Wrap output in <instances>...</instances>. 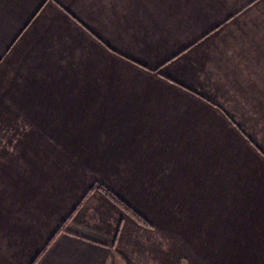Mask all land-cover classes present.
<instances>
[{
    "label": "crops",
    "instance_id": "1",
    "mask_svg": "<svg viewBox=\"0 0 264 264\" xmlns=\"http://www.w3.org/2000/svg\"><path fill=\"white\" fill-rule=\"evenodd\" d=\"M49 127L72 131L66 160L121 162L150 220L90 193L31 249L15 131ZM5 228L0 264H264V0H0Z\"/></svg>",
    "mask_w": 264,
    "mask_h": 264
},
{
    "label": "rangeland",
    "instance_id": "2",
    "mask_svg": "<svg viewBox=\"0 0 264 264\" xmlns=\"http://www.w3.org/2000/svg\"><path fill=\"white\" fill-rule=\"evenodd\" d=\"M30 114L32 117L38 115V113L32 112ZM16 115L20 116L23 114L15 113V116ZM45 115L47 116V123L51 126L54 125L53 127H55V119H52L51 116L48 115V113L42 114V116ZM35 121L37 120L35 119ZM62 124L66 123L62 122ZM20 132H22V130L15 131L16 136L14 145V220L18 223L20 218H22L23 216L25 217V237L29 239L28 243L30 244L31 249H33L35 243L38 242V240H36L37 238L40 237L42 239V237L48 235L50 231L55 227L54 225L56 224L55 222L58 218L57 213L59 211V208H62L61 210L63 211L65 209H69V211L71 210V212L73 213V211L75 210V208L73 207L74 203L78 202L77 204H79V202L83 200V197H86L87 194L90 193H94L95 195L97 194L98 196L104 194L112 201V203L110 201L108 202L114 204V206H116L119 210L123 209L120 207H125V205H127L132 207L141 219H146L148 221L150 220V210L145 208L144 205L143 207L141 206V202L135 199V193H126L124 191L125 180L127 178L111 175L112 173L117 172V168H119L121 162H112V164L117 166L114 170L112 169V167H110L109 163L111 161H105L102 159L94 162H83L80 159L78 161L66 160L65 157L70 158V156H72V131L70 132V129L63 128L59 133L58 129L49 127L48 129H46V133L48 136H45L49 138L47 139V142L51 141L52 144L47 143L46 145L41 146L35 144H31L30 146L20 144L23 137L22 133ZM38 135L39 134H37V136ZM82 138L83 140H86L84 137ZM88 139L89 137H87V140ZM53 141H56L58 145H54ZM85 146L87 147V145ZM88 146L93 149L92 143H88ZM24 147H27V152H29L27 153V155L30 154L31 158L30 172L25 175V178H23L22 176L21 167L24 158L22 152L26 154V151H23ZM55 148H57L58 150H55ZM44 149L46 150L44 151L46 155H44L43 157H39L40 155L37 154L40 151L42 155ZM90 156H93V154H91ZM80 157H82V155ZM26 169L27 164L25 170ZM27 175L29 177H27ZM3 184H5V182H3ZM97 186H100L101 188L98 189L96 188ZM111 196L114 197L117 201L112 199ZM135 201L137 202L135 203ZM22 211H24L25 213L23 214ZM4 218L6 219V217ZM19 225L21 226V224ZM19 225H15L14 230V242L16 251L18 248L17 246H19L18 244L20 243V236L23 231V227L21 228L19 227ZM3 233L8 235L6 228L4 231H0V239H2L1 242L4 244H10L11 241L9 240L10 238H12L10 233L9 238L6 237V235H2ZM41 239L39 241H41ZM0 254H3L1 244ZM6 260L8 259L6 258Z\"/></svg>",
    "mask_w": 264,
    "mask_h": 264
},
{
    "label": "trees",
    "instance_id": "3",
    "mask_svg": "<svg viewBox=\"0 0 264 264\" xmlns=\"http://www.w3.org/2000/svg\"><path fill=\"white\" fill-rule=\"evenodd\" d=\"M96 188L100 189L101 187L100 186H97ZM112 199H114L115 201H117L114 197L111 196ZM120 203V202H119ZM121 204V203H120ZM58 231V230H57ZM53 237V236H52ZM51 237V238H52ZM49 242V241H48Z\"/></svg>",
    "mask_w": 264,
    "mask_h": 264
}]
</instances>
